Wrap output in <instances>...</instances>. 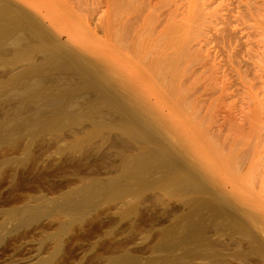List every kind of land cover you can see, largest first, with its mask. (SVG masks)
I'll return each mask as SVG.
<instances>
[{
	"label": "bare ground",
	"instance_id": "obj_1",
	"mask_svg": "<svg viewBox=\"0 0 264 264\" xmlns=\"http://www.w3.org/2000/svg\"><path fill=\"white\" fill-rule=\"evenodd\" d=\"M209 44L226 59L196 61ZM262 67L264 0H0V185L72 187L34 212L27 195L26 215L15 197L0 246L36 236L41 264H264ZM164 129L210 156L206 171ZM224 166L251 175L249 193Z\"/></svg>",
	"mask_w": 264,
	"mask_h": 264
},
{
	"label": "rangeland",
	"instance_id": "obj_2",
	"mask_svg": "<svg viewBox=\"0 0 264 264\" xmlns=\"http://www.w3.org/2000/svg\"><path fill=\"white\" fill-rule=\"evenodd\" d=\"M74 43H76V42H74ZM80 44V46L81 47H84L85 48V50H86V52L90 55V56H92V57H97V58H100V60L104 63L103 65H104V67H103V70H105V71H108V72H110V74H111V77L113 78V79H115V74H116V72H115V69H112L113 68V66L111 67V66H108V65H106V64H109L108 62H110L105 56H103V52L100 50V49H98L97 47H95V46H92V45H90V44H83V43H79ZM211 45L212 44H209V45H207V49L206 48H204L203 49V51H202V55L203 56H205L206 58V60H204V61H202L203 59H198V60H196V61H199V62H201V63H212V62H214V61H221V59H223L224 58V60L226 59V57H224V56H222L219 52H217L216 53V55H215V52L213 51L214 49L211 47ZM227 62H228V60H227ZM229 64H228V67H229V65H230V62H228ZM239 65H237V62L235 61V62H233V65H231V67L229 68V70H231V68H237ZM239 68V67H238ZM263 68L264 67H262V71L261 72H264L263 71ZM240 69V68H239ZM246 69V68H245ZM233 70V69H232ZM244 70V69H243ZM234 71L235 70H233V71H231L232 73H234ZM258 71V70H257ZM236 72V71H235ZM258 72H260V71H258ZM258 72H257V75H255V74H251V73H249L248 75L249 76H252V78L254 77H258V79L257 78H255L254 79V82H255V80L259 83V79H260V76L261 75H259L258 76ZM260 72V73H261ZM259 73V74H260ZM236 76V75H235ZM248 76V78H250ZM233 77V76H232ZM231 77V79H233ZM252 78H250V80H251V82L252 83H254L252 80ZM234 79H236L235 77H234ZM233 79V81H231V83L233 82V83H236L237 82V80H234ZM240 82H241V84L242 83H246V82H244V81H239V82H237L238 84H240ZM261 84H262V82H260ZM235 85V84H234ZM237 85V84H236ZM258 84H254V86H257ZM120 86V87H119ZM118 87L116 86V93H118V94H120V95H124V96H126L127 97V99H128V101H129V99H130V102H131V104H133L132 106H135V108L137 107V109H138V105H139V109L141 110V108H142V110H141V112L143 111L144 113H148V111H147V109L143 106L144 104H140V102L138 101L139 99L137 98V96L135 95V98H136V101H137V103H136V101L133 99L132 100V98H134V91H132L129 87H127L126 85H125V83L122 81L121 82V84L119 85ZM233 86V85H232ZM231 86V87H232ZM237 86H239V85H237ZM264 86V85H263ZM230 87V89L232 90V88ZM253 87V86H252ZM236 88V86H233V89H235ZM254 88V87H253ZM256 88V90L258 91V92H260L261 94H259L257 91H255V92H257V94H259V97H261V95H262V100L264 101V87L262 88V86L260 85V87H259V85L257 86V87H255ZM255 88L254 89H252V91L253 90H255ZM258 88H259V90H258ZM261 89H263V90H261ZM129 91V92H128ZM132 91V92H131ZM131 93V95H129L128 93ZM230 92H233L234 93V91L232 90V91H230ZM254 92V91H253ZM262 92H263V94H262ZM241 93V92H240ZM244 94V93H243ZM240 96V95H239ZM240 97H242V95L240 96ZM239 99V98H238ZM135 103V104H134ZM263 103V102H262ZM130 104V103H129ZM136 104H137V106H136ZM142 105V106H141ZM264 106V105H263ZM262 104H261V106H260V111H261V117H263L264 118V110L263 109H261L262 107ZM263 110V111H262ZM152 117V116H151ZM262 118V122L264 121V119ZM153 120H154V123H155V125H158V123H156L157 122V120H155L154 118H153ZM156 121V122H155ZM161 133H163L164 135H166L165 137L169 140V141H171L174 145H176L175 147L178 149V150H180L181 152H182V155L186 158V160L187 161H189V162H191L192 164L193 163H195V164H193L194 165V167H195V169L196 170H198V171H206L205 169H204V167H205V164H204V161L207 159V157H208V155L207 156H205L206 154L200 149L199 150V147H193V148H189V147H186V149H184L183 148V146H181L179 143H181V142H179L180 140L182 141L183 140V138H181L180 136H178L177 137V139L175 138H173L172 136H170L168 133H167V131L164 129V130H161ZM186 140H188V139H186ZM206 150V149H205ZM202 151V152H201ZM264 152V151H263ZM262 152V153H263ZM203 155H202V154ZM262 155V154H261ZM263 156H264V153H263ZM263 156H261V158H264ZM206 157V158H205ZM210 157V156H209ZM208 157V158H209ZM212 158V157H211ZM210 158V159H211ZM263 161H264V159H262ZM259 163H261V159H260V162ZM262 163H264V162H262ZM207 165V164H206ZM262 165V164H261ZM261 165H260V167H261ZM39 168V167H38ZM226 168H228V167H226V166H224V169L226 170V172H225V170H223V171H221V174L223 175V174H225L226 173V175L227 176H234L233 174H236V176H238L237 177V179L235 178V176H234V178L236 179L235 181H238V183L240 184V183H242V186H241V188L242 187H244L243 189H245L246 188V186L249 188V189H247L246 188V192H248V190H249V192H250V187L249 186H252L251 184L252 183H249V184H247L246 183V181L244 180V177L243 176H247V179H248V181H251V175L249 176V174H247L246 173V175H243V174H245L244 173V171H241V172H236V173H232V171H230L229 172V168H228V170L226 169ZM239 173H241V174H239ZM226 175H223L224 176V178H226L225 179V181L227 180V181H230L229 179H228V177L226 176ZM54 177V178H53ZM53 179L51 178L50 180H48V181H46V182H48V183H50L51 181L52 182H57L58 184H54V183H50V185L48 184V185H46L47 183L45 182H43V185L45 186H42L41 184H42V182H28V183H26L27 184V186H29V188L25 185V187L26 188H24L23 189V187L21 188H19L18 190H16V192H17V195L15 196V197H17L18 198V200H17V198H15V197H13V198H11L12 197V195H10L11 193H9V192H11L10 190V186L7 184V183H3V185L1 184L0 186H2V187H0V226H1V224L4 226V230L6 229V227H8L6 230H8V232H6V231H4V230H2L3 228V226L0 228V236H10L12 233H11V229H9L11 226H14V225H19V223H21L20 222V214L19 213H21L22 211H24V209H22V207L24 208V206L26 205V204H29V202H31L30 204H31V206H32V204L33 205H36L37 204V206H32V207H37V208H33L32 210H31V206H30V204H29V206H25L26 208H27V210H25L26 212H24L25 213V215L26 214H29L30 213V211H32V212H34L35 210H39L40 209V207H41V209H44V208H46V209H48L49 207L48 206H50V207H52V206H54L57 202V200L56 199H62V197L61 196H63V194L65 193V192H67L66 190H69L70 191V189L72 188V187H70V185L71 184H69V185H67L69 182L68 181H66V182H63V184H61L62 183V180L64 179L63 177H61L60 175H56V176H54L53 175ZM59 178V179H57L56 180V178ZM250 179H249V178ZM231 178V177H230ZM226 181V182H227ZM242 181V182H241ZM29 183H33L32 185H33V188H32V186L29 184ZM37 184L36 186H34L35 184ZM60 183V184H59ZM245 183V184H244ZM51 184H52V187H50L51 186ZM244 184V185H243ZM40 185V186H39ZM67 186V189H65L64 190V187H66ZM62 186H64V187H62ZM44 189H43V188ZM48 187V188H47ZM59 187H60V190H58L59 189ZM70 187V188H69ZM38 188V189H37ZM47 188V189H46ZM57 188V189H56ZM69 188V189H68ZM9 189V190H8ZM22 189V190H21ZM27 189V190H26ZM28 189L30 190V191H28ZM54 189V190H53ZM61 189H63L62 190V192H64V193H62V195L60 194L59 195V192L58 191H61ZM242 189V190H243ZM252 189V188H251ZM46 190V191H45ZM56 190V191H55ZM58 190V191H57ZM242 190H240V193L241 192H243V194H244V191H242ZM3 191V192H2ZM23 191V192H22ZM32 191H34V192H32ZM37 191H38V193H37ZM41 191V192H40ZM42 191H45V192H42ZM54 191V192H53ZM24 192H27V193H24ZM58 192V193H57ZM246 192H245V194H246ZM248 192V193H249ZM22 194V196L25 198H23L22 196L20 197V195ZM25 195H24V194ZM32 193H34L33 195H35V193L36 194H38V196L37 195H35L36 197H35V199H39L38 197H41L42 198V196L44 197V198H46L47 196V198H50L49 200H51V197H52V199L54 198L55 200L53 201L52 200V202H48L49 200L46 198L45 200L47 201H44V200H42V201H40V200H37V202H36V200H35V202H33L32 203V201H34V198H32V197H34L33 195L31 196V194ZM41 193H44V194H42V195H40ZM54 193V194H53ZM46 194H48V195H46ZM53 194V195H52ZM56 194V195H55ZM10 195V196H9ZM30 195V197H28V196ZM49 195H51V197L49 196ZM20 198H22L21 200L24 202V203H22V201H19L20 199H19V197ZM26 196H27V198H28V201H27V198H26ZM54 196H56V197H54ZM58 196V197H57ZM61 198H60V197ZM15 198V199H14ZM31 198H32V201H31ZM3 199V200H2ZM13 199H14V202H13ZM15 200H17L18 201V203L19 204H25V205H21L22 207H20V205H18L17 206V204L15 205V203H16V201ZM24 200H26V201H24ZM58 200V201H59ZM9 201H12L13 202V204H12V202H9ZM3 202V203H2ZM41 202V203H40ZM56 202V203H55ZM8 203H11L10 205L11 206H9L8 205ZM35 203V204H34ZM55 203V204H54ZM5 204L7 205V206H5ZM42 205V206H38V205ZM3 205V206H2ZM48 205V206H47ZM17 206V208H15ZM45 206H47V207H45ZM5 207V208H4ZM8 207H10V208H8ZM15 209H14V208ZM18 207H20L19 208V211H17L18 210ZM39 207V208H38ZM43 207V208H42ZM4 208V209H3ZM6 208L8 209V210H6ZM28 208H30V209H28ZM2 209V210H1ZM9 209L11 210V211H9ZM22 209V210H21ZM4 210V211H3ZM1 211H3V212H1ZM6 211H8L9 212V214H8V212H6ZM11 212V213H10ZM13 212V213H12ZM14 212L16 213V215L14 214ZM244 212H245V210H244ZM2 213H7L5 216L2 214ZM23 213V212H22ZM21 213V215H23ZM11 214H13L11 217L12 218H10L9 216L11 215ZM19 214V215H18ZM9 215V216H8ZM3 216L8 220H4V218H3ZM7 216H8V218H7ZM17 216H18V219H15V218H17ZM21 217H23V216H21ZM10 219V220H9ZM12 219H13V221H12ZM2 220H4L5 222H2ZM18 222H17V221ZM10 222V223H9ZM12 222H13V224H12ZM15 222V223H14ZM17 222V223H16ZM260 222H262V221H260ZM7 223H9L8 225H7ZM2 231V232H1ZM3 231H4V233H3ZM32 232H34V231H32ZM31 232V233H32ZM39 231H35L34 233H33V236H35V234H37ZM7 234V235H6ZM142 235V234H141ZM140 235V236H141ZM36 237V236H35ZM35 237H33V238H28V239H19L18 241L16 240V241H10L9 243H10V245H9V243L7 244V246H6V244H5V246H0V264H41V263H39L38 262V256L41 254L40 253V251H38V249H37V247L36 246H34V238ZM93 237V238H92ZM89 236L88 238H91L90 240L88 239V242L89 243H87V240L86 241H84L81 245L79 244V245H77V247L79 246V247H82V248H75V250H77V251H75L74 250V256H76V257H78V255L79 256H81L82 254H84L85 253V250H88V248H89V245H90V243H91V240H93V239H95L96 238V236ZM95 237V238H94ZM141 237H143V236H141ZM33 239V240H32ZM36 239V238H35ZM138 241L140 242V241H142V243H143V241H144V238H140V237H138V238H136L134 241H132L130 244H129V246L130 247H136L137 248V246L139 245V247H138V249L140 248V247H142V246H140V245H142V243L141 244H139L138 243ZM84 243H86V244H84ZM133 243H136L135 245L133 244ZM132 244H133V246H132ZM87 246V247H86ZM7 247V248H6ZM86 247V248H85ZM2 250V251H1ZM138 253H140V254H142V255H144L145 256V254H147V255H149V251H148V249H142V248H140L139 250H136ZM140 251V252H139ZM87 252V251H86ZM40 253V254H39ZM78 253V254H77ZM142 261L143 262H145L146 261V258H143L142 259Z\"/></svg>",
	"mask_w": 264,
	"mask_h": 264
}]
</instances>
